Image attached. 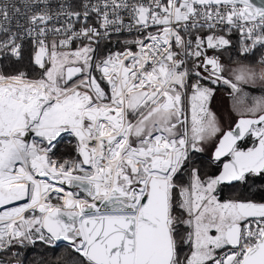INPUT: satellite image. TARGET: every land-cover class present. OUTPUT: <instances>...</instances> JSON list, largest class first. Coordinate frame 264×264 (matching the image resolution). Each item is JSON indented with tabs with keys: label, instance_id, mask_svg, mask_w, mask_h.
I'll return each mask as SVG.
<instances>
[{
	"label": "snow or ice",
	"instance_id": "1",
	"mask_svg": "<svg viewBox=\"0 0 264 264\" xmlns=\"http://www.w3.org/2000/svg\"><path fill=\"white\" fill-rule=\"evenodd\" d=\"M28 6L14 31L0 23V60L30 45L33 69L0 71V250L64 241L70 264H264V197L219 194L257 180L264 193V96L243 104L264 85V51L259 71L221 59L234 36L245 57L264 50V0ZM125 29L136 37L103 54ZM216 86L242 106L227 130L208 107ZM65 135L76 156L54 159ZM210 146L214 174L197 164Z\"/></svg>",
	"mask_w": 264,
	"mask_h": 264
},
{
	"label": "trees",
	"instance_id": "2",
	"mask_svg": "<svg viewBox=\"0 0 264 264\" xmlns=\"http://www.w3.org/2000/svg\"><path fill=\"white\" fill-rule=\"evenodd\" d=\"M123 40V37H116L111 42L102 41L101 51L106 55L108 52L121 50L123 47ZM29 53L30 47L26 45L23 61H14L12 58L0 60V71L4 72L5 74H15L18 70L28 71L31 73L33 69L29 64ZM221 59L227 64L242 62L254 67L261 66L258 63V50L256 51L255 55L241 57L236 54L235 41L234 47L230 48L228 51H225ZM241 146L246 147L247 143H244ZM75 147L76 143L72 139H59L54 149L55 154L53 158H75ZM197 164L201 167L202 172L206 171L209 174L218 173L221 166V163H214V161L211 159V155L207 156L202 154L197 157ZM260 185L261 181L257 180L256 186L252 187L251 189H248L246 186H243L239 183L232 186H225L228 191H223L224 193L221 195V198H242L249 196L250 193H255L251 196V198L260 200L262 197H264V193H259L256 191V188ZM72 259H74V256L72 255L71 250L65 245L52 246V244L46 245L38 241L33 244L14 245L0 252V260L4 264H70Z\"/></svg>",
	"mask_w": 264,
	"mask_h": 264
},
{
	"label": "rangeland",
	"instance_id": "3",
	"mask_svg": "<svg viewBox=\"0 0 264 264\" xmlns=\"http://www.w3.org/2000/svg\"><path fill=\"white\" fill-rule=\"evenodd\" d=\"M224 64L227 69L234 68L237 65V63L227 64L225 62ZM255 68L257 69V71H259L261 66ZM244 92L247 93V99L243 100V104H251L253 98H259L261 96H264V85L257 83L255 85L245 86ZM208 107L215 114L217 120L221 123V125L225 128V130H227L228 126H233V124L235 123L236 119L239 117L240 112L242 110L241 104L238 103L237 96L235 94H232L231 90L227 86H216V92L212 100L210 101ZM63 138L65 140L72 139L73 141H75L70 136L65 135ZM213 149L214 148L210 146L202 155H207V156L211 155ZM183 179L187 180V177L185 176L183 177ZM223 191H228L227 188H225V186H221L219 193L220 196L224 193ZM38 242H42V241H38ZM29 244H33V243H29ZM46 245H50V244H46ZM52 246H54V244H52ZM4 250H0V252ZM0 264H4V263L1 262L0 260Z\"/></svg>",
	"mask_w": 264,
	"mask_h": 264
},
{
	"label": "built area",
	"instance_id": "4",
	"mask_svg": "<svg viewBox=\"0 0 264 264\" xmlns=\"http://www.w3.org/2000/svg\"><path fill=\"white\" fill-rule=\"evenodd\" d=\"M48 2L50 3L51 7L53 9H56L57 6L63 2V0H48ZM70 2H74L75 4L79 5L82 4L84 2H86V0H70ZM97 0H91V3H96ZM3 6H7L8 10H9V16H10V20L9 21H3V18L0 17V23H3V25L5 27H9L11 28L13 31L16 28V24L17 22L19 23H24L26 20V17L28 15L31 14V7L28 6V0H0V7ZM18 8L19 12H15V9ZM93 22H95V15L93 14ZM77 27H79V25H77ZM137 33L135 31L129 33L126 29L123 30L121 33H113L112 38L110 41H104V42H111L114 38L116 37H123L124 40H131L134 39L136 37ZM233 40L235 41V48H236V54L241 56V57H245L244 55L240 54L239 51V44L236 43V37H233ZM28 47L31 48L30 45H27ZM75 46V45H74ZM118 51V50H115ZM113 51V52H115ZM264 50H258V55L259 58L261 56V52ZM252 55L251 53L247 54V56ZM14 61H17L15 58H12Z\"/></svg>",
	"mask_w": 264,
	"mask_h": 264
},
{
	"label": "water",
	"instance_id": "5",
	"mask_svg": "<svg viewBox=\"0 0 264 264\" xmlns=\"http://www.w3.org/2000/svg\"><path fill=\"white\" fill-rule=\"evenodd\" d=\"M239 118V117H238ZM238 118L236 119V121L238 120ZM235 121V122H236ZM233 126H234V124H233ZM213 152H214V149H213V151H212V153H211V159H212V154H213ZM213 160V159H212ZM222 167V164H221V166H220V168ZM235 184H237V183H233V184H231V185H228V184H225V185H222V186H232V185H235ZM65 188H66V190H72L71 188H69L68 186H65ZM60 245H67V242H64V241H58V242H55L54 243V246H60Z\"/></svg>",
	"mask_w": 264,
	"mask_h": 264
}]
</instances>
